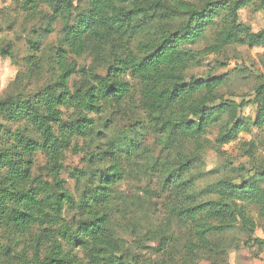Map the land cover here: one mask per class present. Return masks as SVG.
Here are the masks:
<instances>
[{
  "label": "trees",
  "instance_id": "obj_1",
  "mask_svg": "<svg viewBox=\"0 0 264 264\" xmlns=\"http://www.w3.org/2000/svg\"><path fill=\"white\" fill-rule=\"evenodd\" d=\"M75 1L82 0L21 4L32 13L48 10L41 39L30 41L29 64L40 61V41L53 32V25L60 21L62 27L54 53L60 70L54 84L26 99L0 98V135L6 137L0 148V234L26 242L12 264H195L203 250L209 252L210 263L217 264L214 236L239 229L250 239L254 233L253 216L239 201L252 204L264 221V163L256 158L253 141L241 146L253 173L247 179L251 190L239 195L233 194L236 188L227 179L197 190L193 171L207 147L220 152L239 133L264 129V74L254 88L256 115L251 121L232 113L233 102L218 101L225 75L197 78L188 76L187 68L232 44L264 45V24L252 31L238 17L249 7L264 17V0H86L81 8ZM215 26L209 45L190 49ZM86 55L90 64H79L77 59ZM75 75L79 79L71 86ZM125 76L137 80L136 93ZM123 104L136 106L140 116L110 136L105 130L112 121L101 114ZM63 108L72 110L67 119ZM224 115L228 119L214 141L208 139V128ZM6 123H23V128L11 131ZM80 138L88 141L85 159L91 167L72 173L79 189L76 199L58 174L64 151H78L72 141ZM154 145H159L157 153ZM38 151L54 169L50 188L33 182ZM148 171L156 174L157 186H146L143 192L145 197L160 193L164 217L157 226L131 233V238L119 236L113 210L120 200L125 205L127 196L118 185ZM68 210L76 212L77 219L67 220ZM147 249L155 261L146 259ZM10 253L0 236V257Z\"/></svg>",
  "mask_w": 264,
  "mask_h": 264
},
{
  "label": "rangeland",
  "instance_id": "obj_2",
  "mask_svg": "<svg viewBox=\"0 0 264 264\" xmlns=\"http://www.w3.org/2000/svg\"><path fill=\"white\" fill-rule=\"evenodd\" d=\"M26 0H0V76H2L7 68H11L12 75L0 80V98L14 97L26 99L33 96L38 91L53 85L60 72L59 66L55 61L54 53L60 45L59 37L62 24L57 22L53 25V32L47 34L40 41L39 55L41 59L37 64H29L27 56L31 54L32 47L30 41L40 40V35L46 21L45 15L48 11L46 7L37 12H29L23 8L21 4ZM197 2L198 0H189ZM86 0L81 2L75 1L78 7L85 6ZM239 21L245 23L252 31L259 30L264 24V17L261 12L254 10L252 7L245 8L239 12ZM218 26L209 29L205 38L190 46V49L200 51L213 41L214 32ZM79 64L88 66L91 62L89 55L77 59ZM103 72L102 69H99ZM225 75V83L218 89L220 100L233 102L236 106L232 113L242 119L249 118L251 121L256 115V105L252 101L254 99V88L261 80L264 74V45L248 48L239 44L227 46L219 54H210L201 56L194 65L187 68L188 76L197 78H205L207 75ZM79 76H73L70 81L72 86ZM133 85V90H138V82L136 79L125 76L124 78ZM136 99V97H135ZM128 108V109H127ZM63 118L67 119L72 110L63 108ZM140 116L138 108L123 104L120 109L112 106L101 114V118L110 119L112 121L108 129H104L110 136H115L121 132L129 123V120ZM92 117L98 118L95 115ZM228 119L224 115L217 125L210 126L206 132V137L214 141L218 134L220 125L224 124ZM8 128L13 131L17 127L23 128V123L7 124ZM28 132H30L29 129ZM35 138L36 135L32 133ZM253 141L255 144L256 158L264 163V129L251 127L250 132H241L232 141L222 145L220 152L213 147H207L200 155V163L198 169H194L193 173L197 190L205 188L207 185L213 184L221 179L231 181L235 186L233 194L239 195L245 191L251 190L247 186V179L252 175L253 170L251 159L240 153L243 144ZM147 142L151 144L152 136L147 138ZM6 143L5 135H0V148ZM80 149H68L64 151V156L60 160L62 167L59 171V178L64 180V186L78 199L79 189L75 185L72 177L73 171L86 170L91 167L85 159L88 148L87 139L73 140ZM92 146V145H90ZM155 153L158 152L159 145H154ZM49 158L43 152H36L33 157L32 178L33 182L44 183L47 188L53 184L54 169L49 164ZM137 165L135 170L138 171ZM212 171V172H211ZM32 183L33 186L35 184ZM157 176L155 173L148 171L146 174H140L133 177H126L119 185L118 189L125 195L126 203L120 204L113 210L115 216L113 221L116 228H121L118 232L119 236L131 238V233L137 230L143 232L148 226H157L164 217L163 199L160 193L156 192L151 197L146 196L143 189L150 186L156 188ZM248 207L250 214L256 223L253 235L249 239L241 230H228L218 236H214V241L219 244L217 264H264V221L258 217V212L252 204L247 201H239ZM77 214L74 211H64V217L71 220ZM135 226V228H133ZM179 234V231H176ZM2 243L9 246L14 253H10L8 257H0V264H12L19 259L23 247L26 242L24 238L20 239L15 235H7L2 231L0 234ZM8 237L11 239L8 240ZM213 239V238H212ZM14 241L16 244L14 245ZM237 248L226 249L228 246ZM50 243L44 247L47 252ZM22 250V251H21ZM79 257H84L83 252L75 251ZM149 252V253H148ZM151 249H147L144 256L146 259L156 260L157 257L151 255ZM209 252L200 251L195 259V264H211L209 260Z\"/></svg>",
  "mask_w": 264,
  "mask_h": 264
},
{
  "label": "clouds",
  "instance_id": "obj_3",
  "mask_svg": "<svg viewBox=\"0 0 264 264\" xmlns=\"http://www.w3.org/2000/svg\"><path fill=\"white\" fill-rule=\"evenodd\" d=\"M12 71L13 70L11 68H7L5 73L2 76H0V80H4V79H6V77L11 76Z\"/></svg>",
  "mask_w": 264,
  "mask_h": 264
}]
</instances>
